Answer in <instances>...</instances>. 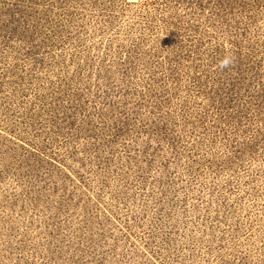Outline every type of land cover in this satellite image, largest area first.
Wrapping results in <instances>:
<instances>
[{
	"label": "rangeland",
	"instance_id": "374dc122",
	"mask_svg": "<svg viewBox=\"0 0 264 264\" xmlns=\"http://www.w3.org/2000/svg\"><path fill=\"white\" fill-rule=\"evenodd\" d=\"M0 264H264V0H0Z\"/></svg>",
	"mask_w": 264,
	"mask_h": 264
},
{
	"label": "clouds",
	"instance_id": "9594fccd",
	"mask_svg": "<svg viewBox=\"0 0 264 264\" xmlns=\"http://www.w3.org/2000/svg\"><path fill=\"white\" fill-rule=\"evenodd\" d=\"M228 63H230V61H228V60L222 61L221 62V67H227Z\"/></svg>",
	"mask_w": 264,
	"mask_h": 264
}]
</instances>
